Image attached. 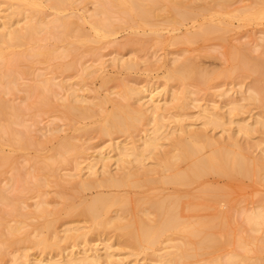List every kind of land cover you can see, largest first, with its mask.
Returning a JSON list of instances; mask_svg holds the SVG:
<instances>
[{"label": "rangeland", "instance_id": "obj_1", "mask_svg": "<svg viewBox=\"0 0 264 264\" xmlns=\"http://www.w3.org/2000/svg\"><path fill=\"white\" fill-rule=\"evenodd\" d=\"M211 3L210 11L196 19H188L182 23L157 21L155 25L126 23V14L114 9L110 15L118 27L114 34L103 36L96 41L98 37L94 39L91 28V22L95 18L93 12L96 0H76L64 12V15L75 21L80 17L85 18L84 21L80 19V22L86 34L90 36V40L80 43L77 52L72 54L55 55L46 60L26 62L23 65L28 70L18 73L16 83H9L5 80L7 87L0 85V95L11 104L22 108L19 121L12 124L13 128L18 131H27L31 140L35 141L33 145L22 148L20 145L11 146L4 138H0V147L6 153L13 154L15 159L13 166L18 167L21 173V177L14 184L10 180L15 175V170L12 165L6 166L0 170V185L8 188L9 193L5 192L8 195L14 194L15 197L20 195L21 198L18 199L25 204H20L21 212L14 211L10 215L12 211L9 208L12 206L0 202L1 223H6L7 225L4 224V226L7 227L9 224L22 225L20 233L13 235L8 232L7 227L4 228L0 224V234L3 233L0 239H3V236L5 239H9V236L10 239L19 238L17 239L19 243L14 245L15 247L7 248L4 254L2 251L0 264H16L15 258L20 253L31 255V258H41L44 255L42 249H37L38 247L36 248L32 242L38 238L37 227L43 225L47 219L56 220L59 236H64L66 228L70 226L78 227L74 233L89 230L90 222L78 218L71 221L64 208L69 203L75 204L82 198L89 199L98 193L126 198L127 209H129L127 219L131 220L141 216L147 222H156L161 218L157 213L144 215L140 212L141 207L149 206L150 200L165 198L176 200L175 209L181 222L194 223L196 227L205 222H216L218 226L214 229L215 237L221 242L225 241L224 245L220 249L204 254L203 249L194 250L195 244L190 241L192 238L180 231L181 225V229L164 235L165 237H162L153 248L141 251L133 248L134 244L119 229L108 227L105 231L95 233L97 235L92 233V238L90 237L92 241H89V244L84 242V239H80L82 241L77 239V242H82L78 245L73 240L75 247H72L71 243V245L67 242L61 243V245L67 246L68 244L69 246L63 255L67 256L72 251L83 253L84 248H88L90 249H87L88 252L96 249L100 252L103 262L99 261V264H162L154 253L165 255L167 252H175L176 247L182 246L191 252L198 253V256L185 260L191 264H214L216 260L228 264V258L234 253L239 256L247 255L252 261H256L257 258L264 260V232L250 229L244 219L250 211L264 208V177L255 180V178L232 177L217 172H208L202 176H196L185 184L164 182L161 179L164 174L170 172L162 170L160 161L174 160L173 155L179 152L175 148V142L181 136H185L183 135L184 130L203 131L208 137L221 143L231 142V136L234 135L243 146L244 154L255 157V159H264V126L256 124L258 118H264V91L260 101L254 103L245 99L251 93L249 87L264 86V73L243 71L235 56L237 52L255 59L264 57V2L230 0L226 4L216 3V1ZM7 5L5 0H0V17L10 12ZM43 11L42 15L47 19L54 15V11L47 6V2L44 4ZM209 18H215L213 22L224 27L220 33L199 42L176 41L195 32L201 22L208 21ZM25 23L26 20H21L19 25L23 26ZM42 36L44 38L38 45L58 46L59 49L61 45H70L72 40L68 37L66 42H62L61 39L57 41L47 33H43ZM20 49L17 48V50ZM187 56L194 58V62L209 72V76L212 77L208 85L189 81V92L184 91V84L180 80L167 79L168 73L175 65L174 60H182ZM125 61L136 63V66L126 69L123 66ZM68 65L72 68L67 69ZM90 65L93 66L91 71L101 67L100 65H103V68L91 74L85 73L82 68ZM49 79L53 80L54 92L47 95H51L52 103L42 105L40 103L42 91L37 89L33 95L31 94L32 96H29L27 90L31 85L36 87ZM122 81L136 86L144 94L141 100L133 101L135 106L148 107L152 103L151 97L159 96L157 100H160L156 104L160 107L158 109L159 121L163 124L160 133L163 137L160 139L158 148L154 150V155L146 152L141 163L136 161L134 156L125 157L124 161H117L118 151L113 148L117 143L125 144L135 140L140 146L143 137L152 133L155 128V120L152 116H150L151 120L144 121L142 125L138 124L137 130L133 133L102 135L97 128V124H100L103 119L98 106L94 107L97 110L95 116L85 118L67 116L61 105L68 96V92L74 89L79 96V102H83L84 106L94 104L93 102H97L98 98L103 96H109L108 98H111L113 102L118 101L121 99L119 91H121ZM165 89H168V92H164ZM224 91L227 93L223 94ZM104 107L107 110L111 109L112 101H108ZM207 107H215L224 119L219 124H205L202 112ZM7 110L9 111V108ZM233 118L239 123L246 121L254 124L255 128L249 132L250 134L239 132L237 122H233ZM66 139L73 140L84 150L86 146L90 147L84 151L85 154L82 156H76L80 162L81 171L76 169V160L63 162V164L52 162L50 159L57 154L56 148L60 142ZM100 152L106 159L96 165L94 174H89L88 164ZM45 163H51V169L49 166L42 169L43 165H47ZM176 167L181 172L186 171L188 162L178 161ZM128 170L136 172L133 177L138 181L136 184L99 185L98 181L102 180L105 174L116 176ZM144 170L147 172L141 173ZM33 172L38 177L40 176L41 180L44 179L40 188H34L32 175L36 174ZM75 173L77 175H74ZM71 175L75 178H71ZM84 179L94 180L95 184L88 189L80 190L77 184ZM27 184L32 185L33 188H27ZM205 192H211V194ZM41 198L48 199L46 207L51 212L55 211L51 216L48 215L49 218L35 216L36 205L42 200ZM117 209L118 207L112 208L114 215ZM51 234L52 239L54 232ZM241 235L245 238L254 235L259 240L256 245L255 243L250 244L248 249H244L233 243V240ZM1 245L0 248L3 249L4 246ZM24 259L26 260L27 257L21 256L20 260L25 261ZM178 262V264H183V260ZM238 264H243V261Z\"/></svg>", "mask_w": 264, "mask_h": 264}, {"label": "bare ground", "instance_id": "obj_2", "mask_svg": "<svg viewBox=\"0 0 264 264\" xmlns=\"http://www.w3.org/2000/svg\"><path fill=\"white\" fill-rule=\"evenodd\" d=\"M5 1L8 4L7 7L10 9V12L0 17V85H4V87H7L4 83L5 80H7L9 83H16L18 73L26 72L28 70L25 65H23L24 63H31L40 59L46 60L55 55L62 56L70 53L72 54L77 52L80 43L90 40V36L86 34L80 22V19L84 21L85 18L80 17V19L78 18V20L75 21L70 17H66L67 15H64V12L70 6H72L76 0ZM215 1L216 3L219 2L226 4L230 0H96V5L93 12L95 18L91 22L93 37L96 39L97 36V41L103 36L114 34L116 28L118 27L110 15L114 9L126 14L125 21L126 23L130 24L139 25L140 23H144L155 25L157 21L182 23L188 19H196L205 12L210 11L209 7L212 4L211 2ZM45 2H47V6L54 11V15L50 19H47L44 15H42L44 12L43 10ZM259 2H264V0H259ZM108 5H110V7ZM209 19L210 20L208 21L204 20L201 22L195 32H192L185 38L181 40L178 39L176 41L185 43L199 42L205 38H209L211 36H215L217 33H220L224 27L214 23L215 21L213 22V20L215 18ZM21 20H26V23L23 26L19 25ZM43 33L51 34L57 41L61 39L62 42H66L68 37H71L72 40L70 41V45L68 44L69 46L66 44L61 45L60 49L58 46L49 47L38 45V43L44 38L42 36ZM17 48L21 49L17 50ZM235 56L237 57L240 67L243 71H253L258 74L264 73V57L255 59L247 54H241L237 52L235 53ZM174 61L175 65L168 73L167 79L180 80L184 84L185 92H189V81H196V83L200 85H208L212 80V77L208 74L209 72L205 71L196 62H194V58L192 59L191 57L187 56L182 60L175 59ZM135 64L136 63L127 61L123 62V66L126 69L134 68L136 66ZM100 66L101 67H98L97 69L94 68L92 71V65L84 66L82 69L85 71V73L88 72V74H91L93 71L96 72L102 70L103 65ZM71 68V65L67 66V69ZM84 78L85 77H83V79ZM52 86L53 80L49 79L43 82V84L36 86L37 88L33 85L29 86L27 91L30 96L31 94L33 95L37 89H40L42 91V93L40 91L42 97V99H40V103L42 105H49L52 103L50 99L51 95L47 94L54 92ZM260 86L261 85L255 87L253 85L249 87V91L251 93L248 97L246 96V98H244L247 99V101L254 103L260 101L262 98L261 94L264 91V86ZM120 89V100H115L113 102L111 98H108L109 96H103L102 98H98L97 102H93L94 104L87 106H84L83 102H79V96H77L75 89H70L71 93L68 92V96L63 100L61 105L65 109L67 116H81L85 118L95 116L97 114V110L94 107L98 106L102 113L101 116L103 119L100 124H97V128L102 135H112L113 133H133L134 130H137V126L140 124L142 125L144 121L146 122L147 120H151L150 116H152V119L155 120V128L152 130V133L143 137L142 144L140 146L136 144L137 141L135 140L125 144L117 143L115 144V148H113L118 151L117 161H122L128 156H134L135 160L141 163L145 158L146 152H149L150 155H154V150L158 148L160 139L163 137L160 133V130L163 128V124L159 121L158 109L160 107L156 104V102L160 101L157 100L159 96H156V98L151 97L152 103L149 104L148 107L135 106L133 101H139L144 97L141 89L125 81L120 83ZM164 92H168V89H165ZM222 93L226 94L227 91ZM108 101H112V108L107 110L104 109V106ZM7 108H9V111ZM233 109L234 107L231 109V111ZM21 112L22 108L11 104L8 100L0 95V138H4V140L8 141V144L11 146L20 145L23 148L27 147L28 145H33L35 141L33 140V142L31 140L32 138L27 131H18L12 126V124L19 121V118L22 114ZM10 114H12V116H8ZM202 118L205 120V124H219L220 121L224 119L219 110H217L215 107L204 108L202 112ZM232 121L237 122V131L239 132L249 133L253 131V128H255L253 126L254 124L247 123L246 121L244 123H239V121L235 118H233ZM256 124L264 126V118H258L256 120ZM183 135L185 136H181L175 142V148L179 152L173 155L174 160L172 161V159H163L160 161V165L163 168L162 170L165 172H170L169 174H164V176H162L161 179H163L164 182L185 184L192 181L196 176H202L208 172H217L222 175L232 177L255 178V180L257 178L262 179L264 177V159L259 160L257 157V159H255V157H249L244 154L243 146L234 135L231 136L232 141L226 143H221L218 140H214L213 138L208 137L205 132L200 130H184ZM87 148L90 147L86 146L85 150ZM85 150L82 146L76 145V142L73 140L66 139L60 142V145L56 148L57 154H55L54 157H51L50 159H52V162L59 163H68L76 160V169L78 168L81 171L82 168L80 167V162L78 161L77 157L85 154ZM104 159H106L105 156H102V152H100L98 156L88 164L89 174H94L96 171V165L99 162H104ZM178 161L188 162V168L186 171L181 172L178 170L176 167ZM14 162L15 159L13 158V154L6 153L0 147V170L6 166L12 165L13 169L15 170V175H13L10 181L16 184L18 178L21 177V173L18 167L13 166ZM45 164L47 165H43L42 169H46L48 166L51 169V163ZM146 172L147 170H144L141 173L145 174ZM135 173V171L128 170L116 176L113 174H105L104 178L98 182L99 185L108 186L136 184L138 181L133 179ZM74 175H77V173ZM74 175H71V178H75ZM32 177L34 178L35 183L34 188L42 185L41 182L44 179L41 180V177H38L37 174L35 176L32 175ZM20 180H22V178ZM94 184V180L84 179L80 180L77 185L81 190L88 189ZM26 187L30 188L32 185L27 184ZM7 189L8 188L0 185V202L12 206V208H9L12 212H7L11 215L14 213V211L18 212L20 209V204H22L23 201L18 199L21 198L20 195H17V197H15L14 194H12V196L8 195L7 193H9V191H7ZM205 193L211 194V192ZM45 199L37 202L35 216L38 218L40 216H47V218H49L48 215L51 216V214L55 212H51L50 209L46 207L49 201H47L48 199ZM175 203L176 200L169 198L162 200H150L149 206L141 207L139 209L140 212H142L144 215L157 213L161 218L156 222H147V220L141 216L131 220L127 219V212L129 209H127V200L124 197L113 196L107 193H98L89 199L82 198L75 204H67L64 209L71 221L76 218L84 219L91 223V228L81 233H74L75 229H78V227L70 226L66 228L64 236H59L57 233L58 230L56 229V220L47 219L43 225L37 227L36 231H38V238H35V241L32 242L36 248L38 247L37 249H42L44 255H42L41 258H31V255H22V253H20L15 258L16 264H99V261L101 262L103 257H101L102 255L99 254L100 252L97 251V249L95 251L88 252L90 249L87 248V250L84 248L83 253L72 251V253L70 252L71 254L69 253L67 256H65V254L63 255V253L68 249V244H72V247H75L76 245L82 243L80 242L82 241L80 239H84V242L88 243L89 241H92V239L90 240L92 233L93 235H97L99 232H101V230L105 231L108 227L119 229V231H121V233H123V235L129 239L132 244H134L133 248H138V250L141 251L153 248L161 241L162 237H165L164 235H167L176 229H181V225L182 229L180 231H183L187 236L192 238L190 241L195 244L194 250L203 249L204 251L202 253L204 254L206 252L223 247L225 241L221 242L217 239V237H215L216 233L214 232V229L218 226L216 222H205L199 227H196L194 223L181 222L175 209ZM23 205L25 204L23 203ZM113 207H118L115 215L113 214ZM19 212L21 211L19 210ZM1 219H3V217ZM244 219L250 229L256 232H264L263 207L250 211L245 215ZM222 222L224 223V220ZM0 224H2L1 221ZM4 224L6 223H3L2 226L4 228L7 227L4 226ZM9 225L6 229H8V232L13 235L17 234L22 229L20 227L22 225L20 224H16L17 226ZM221 226H223V224H221ZM53 232L54 236L51 239L50 234ZM2 234L3 233L0 234V238ZM52 235L53 234H51V236ZM2 238L3 239H0V245L3 244L1 246L4 247L3 249L0 248V256H3L2 251H4V254L7 248L19 243V238L17 237H13L14 239L16 238V240L12 238L10 239V236L9 239H5V236ZM77 239L80 241L77 242ZM20 240L22 239L20 238ZM73 240L76 241V245L72 243L74 242ZM258 240L259 238L254 237V235L249 238H245L243 235H241L238 238H235L233 240L234 242L232 240L230 241L235 243L237 246L248 249L250 244L254 245L255 243L256 245ZM65 242L68 243H66L67 246L63 245ZM61 243L63 244L61 245ZM73 244L75 246H73ZM154 255L158 257V261L162 262V264H178L179 260H183V264H191L189 261L185 262V260L189 259V257L198 256V253L191 252L187 248L178 246L176 247L175 252H167L165 255L154 253ZM21 256H25L27 259H24L25 261H21ZM240 261H243V264H264V260L259 258H257L256 261H252L247 255L239 256L236 253L232 254L228 258L227 263L238 264ZM214 264L223 263L221 260H216Z\"/></svg>", "mask_w": 264, "mask_h": 264}]
</instances>
